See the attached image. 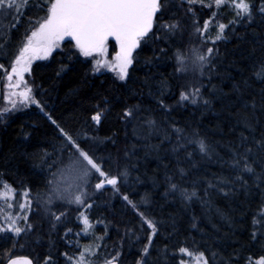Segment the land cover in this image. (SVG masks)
Masks as SVG:
<instances>
[{
  "label": "snow or ice",
  "instance_id": "6c2138e0",
  "mask_svg": "<svg viewBox=\"0 0 264 264\" xmlns=\"http://www.w3.org/2000/svg\"><path fill=\"white\" fill-rule=\"evenodd\" d=\"M25 16L24 31L16 47L10 49L12 32L19 30ZM0 17L12 21L7 29L0 26V85L4 89L3 99L10 105L0 107V122L21 107L35 105L59 133L58 146L53 145L52 153L45 150L40 157L41 169L46 165L50 173L43 189L33 194L31 186L23 181L17 187L6 177L0 179V264H126L122 240L133 236L140 247L131 264H264V31H260L264 29V0H0ZM225 17H229L227 23ZM238 27L245 36L251 29L253 43L259 45L261 55L247 69L249 75L233 83L225 93L212 83L213 76L218 74L214 63L219 55L217 43L235 35ZM185 33L189 46L175 45L177 35L183 37ZM65 40L72 44L65 53L70 61L88 64L93 75L112 73L115 81L123 82L122 87H128L135 66L140 63L138 50L152 46V55L143 61L146 67H156L165 59L174 60L170 75L177 81L178 95L168 78L156 80L154 74L146 73L140 91L131 89L132 95L141 97L140 101L122 105L115 118L125 128L132 124L133 135L149 141L143 145L145 148L159 152L160 145L151 144L154 136L160 137V144L169 143L165 151L172 154L175 164L171 169L164 164L168 169L161 194L165 202L171 197L175 203L178 198L187 213L194 200L202 207H210V190L224 197L238 198L243 193L242 211L233 209L240 211L239 220L228 216L225 223L229 229L243 227L248 234L244 243L230 242L236 234L234 230L210 242L198 227L199 217L195 215L191 217L188 234L173 243V238L182 235L175 214L170 213L167 220L153 216L148 211L152 201L147 194L139 202L131 199L122 190L128 184V167H121L117 159L113 171L108 163L112 161L111 155L98 156L94 144L87 145L89 140L95 142L96 137L86 133L74 135L46 110L25 77L33 74L35 61L52 57ZM66 67L62 60L56 75L59 77ZM257 83L258 91H249ZM233 94L234 100L222 103ZM145 96L152 104L145 106ZM214 101H220L221 111L235 119L231 131L236 135L223 145L227 158L201 134L198 122L180 126L172 117L174 111L189 106L198 109L201 117L216 113ZM110 111L107 100L103 106L98 103L90 113V121L98 128ZM115 135L113 132L103 141L115 144ZM131 147L135 149L136 145ZM130 155L125 149L124 156ZM204 158L221 168L227 167V175L193 172ZM109 191L136 212L140 225L139 234L125 226L121 243L110 249L105 238L109 237L111 227L119 231L120 226L102 215L94 221L91 217L98 197ZM96 225L104 226L102 234H96ZM191 230L200 232L201 237L199 241L192 237L189 245ZM81 232L93 240L81 245ZM141 234L146 242H142ZM57 236L68 246L63 251L57 246ZM41 247L43 254L37 251Z\"/></svg>",
  "mask_w": 264,
  "mask_h": 264
},
{
  "label": "trees",
  "instance_id": "16d2710c",
  "mask_svg": "<svg viewBox=\"0 0 264 264\" xmlns=\"http://www.w3.org/2000/svg\"><path fill=\"white\" fill-rule=\"evenodd\" d=\"M228 18H224L225 23H227ZM26 22L27 16L24 17V22L19 26V30L12 32L10 49L16 47ZM202 22L201 20V24ZM11 23V20L5 21L3 17H0V26L5 29ZM260 31H264V29H260ZM2 35L3 33H0V36ZM240 36H244V38L239 39ZM174 44L181 48H187L189 46L187 33L183 37L178 34ZM217 46L219 55L215 57L214 63L217 66L218 74L213 76L212 83L217 86V90L222 89L223 92L227 93L232 88L233 83L242 81L243 77L249 75L247 69L261 53L259 45L253 43L251 29H249V34L245 36L244 30L239 27L235 35H230L227 40L218 42ZM71 47V42L64 41L61 46L63 51L58 49L47 60L33 64L34 72L27 78L29 86L33 88V94L42 101L46 110L66 130L72 131L74 135L86 133L88 136L96 137L95 142L89 140L87 145L94 144L98 156L107 158L111 155L112 161H108V163L111 164L113 171L116 170L115 161L117 159L121 167H128L130 173L128 184L123 185L122 190L128 192L131 199L139 202L141 197L147 194L152 201L151 205L147 206L148 211L153 216L167 220L170 213L175 214L177 228L182 235L173 238V243L176 239H183L184 235L188 234L192 215L199 217L198 227L204 230V234L210 242L222 236L223 233L234 230L236 234L230 238V242L238 240L240 243H244L248 234L243 227L237 225L234 229H229L225 223L228 216H233L236 220H239L240 211H233V209L242 211L240 201L245 199L243 193L238 198L224 197L221 193L210 190L212 193L210 207H202L199 201L194 200L187 213L184 212L178 198L175 203L171 202V197H169V202H165L161 194L164 191L163 180L168 169L164 168V164H169L170 169L175 164L172 154L165 151L170 147L169 143L165 141L160 144V137L154 136L151 138V144L160 145L159 152L155 148H145L143 145L148 144L149 141L137 139L133 135L132 124H128L125 128L123 123L115 118L122 105L125 103L135 104L140 101L141 97L132 95L131 89H135L137 92L140 91L146 73L149 75L154 74L156 80L161 77L168 78L173 85V91L178 95V91H176L177 81L170 75L174 69V60L165 59L158 62L156 67H146L143 61L152 55V46H146L142 51L138 50L140 52L138 57L140 63L135 66V71H133L132 77L128 81V87H122L123 82L115 81L113 74L93 75L89 71L88 64L76 60L70 61L65 53ZM254 47L256 52H253ZM171 52L170 49L169 55H171ZM62 60L67 67L58 77L56 72L60 69ZM82 60L81 57L80 61ZM204 79L207 83V77ZM180 82L183 83V80ZM2 89L3 87L0 85V104L2 102ZM258 89L259 84L257 83L249 91H258ZM204 91L207 94L208 89L205 88ZM216 94L219 95V91ZM167 99L169 103L172 102L171 95ZM234 99L235 94L224 98L222 103L228 104L230 100ZM105 100L108 101L111 111L103 125L97 128L90 121V113L94 110L96 104L99 103L103 106ZM222 103L214 101V108L219 115L209 112L201 117L198 109L189 106L186 109L174 111L172 117L180 126H185L188 122L193 124L198 122L201 134L207 138L208 142L215 147L221 156L227 158V149L223 145L236 135V132L231 131L235 119L228 117L226 113L221 111ZM144 104L147 106L152 104V101L145 96ZM156 118L159 121L158 114ZM236 131H239V127ZM113 132L116 133L114 137L116 143L104 142L103 138L111 136ZM58 135L55 126L35 105L9 115L5 121L0 122V179L6 177L8 181L14 183L17 187L23 181L26 185L31 186L33 194L43 189L47 179L50 178V173L46 165L43 170L41 169L40 157L44 155L45 150L52 153L53 145L58 146ZM133 144L136 145L135 149L131 147ZM125 149L131 153L129 157L124 156ZM205 169H207V172L204 171ZM228 171L227 167L221 168L219 164L208 161L207 158H204L197 169H193V172H199L207 176H211L212 173L227 175ZM137 177L140 178L139 181H137ZM203 186L202 184L200 195H203ZM254 199H258V197ZM141 207L143 209L144 206ZM99 215L112 220L114 225L120 226L119 231L115 226L109 229V237L105 238L109 249L113 245L121 243L125 226L133 228L138 234L140 233L139 216L126 202L121 200L120 196H113L110 191L103 196H99L97 206L91 210L93 221ZM59 231L62 235L64 228L61 227ZM77 231H79V226H77ZM95 231L97 235L102 234L104 226L96 225ZM192 237L199 241L201 233L191 230L189 245H191ZM72 238L73 240L76 239L75 236ZM79 240L81 245H86L93 240V237L87 236L86 239L79 238ZM56 242L61 251L68 247L63 240L59 239V236L56 237ZM142 242H146V237L143 235ZM122 243L123 251L126 254V264H131L140 243L135 240L134 236L132 239L124 237ZM37 251L43 254L44 248H38ZM153 254L155 255V252Z\"/></svg>",
  "mask_w": 264,
  "mask_h": 264
},
{
  "label": "rangeland",
  "instance_id": "374dc122",
  "mask_svg": "<svg viewBox=\"0 0 264 264\" xmlns=\"http://www.w3.org/2000/svg\"><path fill=\"white\" fill-rule=\"evenodd\" d=\"M57 50H58V49H57ZM109 51H110V53H111V49H110ZM41 61H45V60H37V61H35L33 64H35L36 62H41ZM104 73H109V72H104ZM97 74H99V73H97ZM111 74H112V73H111ZM25 78H26V80H27L28 75H26ZM3 93H4V89L1 90L2 102H1V104H0V107H10V105H8L6 101H4V99H3ZM31 106H33V105H30V106H27V107H21V108H20V111H23V110H25V109H28V108L31 107ZM17 111H19V110H17ZM15 112H16V111H15ZM15 112H14V113H15ZM101 196H103V195H101ZM121 200H122V199H121ZM122 201H123V200H122ZM73 223H75V221H73ZM86 237H87V236H85V235L81 232V235H80L79 238L86 239Z\"/></svg>",
  "mask_w": 264,
  "mask_h": 264
},
{
  "label": "water",
  "instance_id": "95a60500",
  "mask_svg": "<svg viewBox=\"0 0 264 264\" xmlns=\"http://www.w3.org/2000/svg\"><path fill=\"white\" fill-rule=\"evenodd\" d=\"M66 41H68V40H66ZM70 42V41H69Z\"/></svg>",
  "mask_w": 264,
  "mask_h": 264
}]
</instances>
